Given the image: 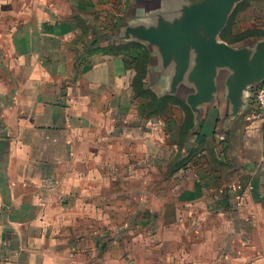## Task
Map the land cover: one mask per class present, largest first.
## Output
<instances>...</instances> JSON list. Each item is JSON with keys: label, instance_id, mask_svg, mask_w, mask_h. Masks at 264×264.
I'll use <instances>...</instances> for the list:
<instances>
[{"label": "crops", "instance_id": "obj_1", "mask_svg": "<svg viewBox=\"0 0 264 264\" xmlns=\"http://www.w3.org/2000/svg\"><path fill=\"white\" fill-rule=\"evenodd\" d=\"M211 1L0 0V264H264V120L246 119L258 85L215 59L203 95L199 52L183 66L155 39ZM216 25L197 36L249 61L264 0ZM154 98L166 104L149 116ZM177 147L196 154L162 189L157 151ZM194 212L189 239L208 240L177 252Z\"/></svg>", "mask_w": 264, "mask_h": 264}, {"label": "water", "instance_id": "obj_2", "mask_svg": "<svg viewBox=\"0 0 264 264\" xmlns=\"http://www.w3.org/2000/svg\"><path fill=\"white\" fill-rule=\"evenodd\" d=\"M238 0H213L210 3L204 4L196 9L186 22L184 29L179 30L175 35H159L155 37L156 40H165L169 46L177 51L181 64L186 66L188 46L196 49L201 56L202 69L199 74L200 88L203 95L207 90L209 83L208 78L212 76V61L226 59L230 62L235 70L237 80L239 81V88L246 90L253 88L254 85H259L264 82L263 74H254L256 69L264 61V48L259 47V50L247 62H242V57L238 52L229 48L222 43H205L196 34L197 25L200 22L208 23L211 19H216V29L223 27L226 17L233 5ZM240 111V109H238Z\"/></svg>", "mask_w": 264, "mask_h": 264}, {"label": "rangeland", "instance_id": "obj_3", "mask_svg": "<svg viewBox=\"0 0 264 264\" xmlns=\"http://www.w3.org/2000/svg\"><path fill=\"white\" fill-rule=\"evenodd\" d=\"M183 148L177 147V148H165L160 149L157 151V159L155 164V172H156V184L158 187L168 186V183H165L166 178L170 175L173 176L177 171L180 170L179 167L185 166V164H182L181 161H185L186 157L188 156L189 151L185 152L183 151ZM194 151V149H191V151ZM190 151V152H191ZM187 154V155H186ZM185 158V159H184ZM184 159V160H182ZM179 169V170H177ZM188 221V226L185 228H175L174 231L176 232V235H182L186 239H181V243H177L176 249L177 252L180 253H197L199 254L201 251H203L205 245L204 242L208 239H189V237L196 238L197 235H203V232H201V229L196 228L195 226V219L196 214L195 212L193 214H190ZM210 222V226H215L216 231L218 234H220L221 230H223L224 234H227L226 229L220 228V225L213 219L208 220ZM209 232L211 231V227L207 229ZM164 232V228L157 229L156 235L162 234ZM211 247V245H209ZM213 248H222L219 249V255H225L224 252L226 251V247H224V244L222 246L220 244L213 245Z\"/></svg>", "mask_w": 264, "mask_h": 264}, {"label": "trees", "instance_id": "obj_4", "mask_svg": "<svg viewBox=\"0 0 264 264\" xmlns=\"http://www.w3.org/2000/svg\"><path fill=\"white\" fill-rule=\"evenodd\" d=\"M135 86H137L140 90L143 89V83H142V79L141 78H138L135 82ZM141 96L143 94H146V95H150L148 94L147 92H138L137 91V95H140ZM165 104H166V101L164 99H153L149 105V113L148 115L149 116H157V115H160L162 114L163 110H164V107H165ZM194 149V148H193ZM191 151V150H190ZM189 151L188 153V156L186 157V160L185 161H181L182 164H185V166L188 164V163H191L192 161V158L195 156L196 152H195V149L194 151L192 150L191 152ZM185 159V158H184ZM182 159V160H184ZM184 166H181L179 168H182ZM179 170V169H177Z\"/></svg>", "mask_w": 264, "mask_h": 264}, {"label": "built area", "instance_id": "obj_5", "mask_svg": "<svg viewBox=\"0 0 264 264\" xmlns=\"http://www.w3.org/2000/svg\"><path fill=\"white\" fill-rule=\"evenodd\" d=\"M254 105L251 112L246 116L247 121L264 120V82L254 89ZM2 202L0 201V208Z\"/></svg>", "mask_w": 264, "mask_h": 264}]
</instances>
